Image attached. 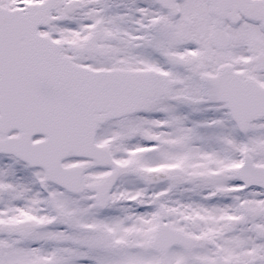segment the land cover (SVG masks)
Wrapping results in <instances>:
<instances>
[{
	"label": "snow or ice",
	"instance_id": "snow-or-ice-1",
	"mask_svg": "<svg viewBox=\"0 0 264 264\" xmlns=\"http://www.w3.org/2000/svg\"><path fill=\"white\" fill-rule=\"evenodd\" d=\"M0 264H264V0H0Z\"/></svg>",
	"mask_w": 264,
	"mask_h": 264
}]
</instances>
